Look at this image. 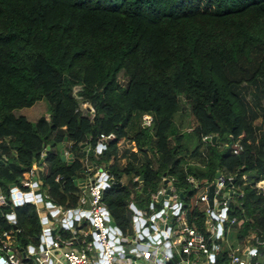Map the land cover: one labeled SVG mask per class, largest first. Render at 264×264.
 <instances>
[{
  "label": "trees",
  "instance_id": "obj_1",
  "mask_svg": "<svg viewBox=\"0 0 264 264\" xmlns=\"http://www.w3.org/2000/svg\"><path fill=\"white\" fill-rule=\"evenodd\" d=\"M252 85L264 88V0H0V190L7 202L0 206V235H11L19 253L38 245L37 206L12 200L27 190L24 174L41 179L51 203L73 208L86 156L113 176L103 201L123 233L130 228L127 201L147 207L170 180L182 194L187 223L205 232V206L194 204L197 188L186 177L201 187L217 182L219 172L232 178L216 199L231 192L226 216L235 218L222 232L234 231L237 241L252 233L264 238V193L257 187L264 180V91L254 108L240 92ZM181 96L191 115L190 151L187 133L174 123ZM39 100L47 116L30 121L14 113ZM83 101L93 115L78 109ZM144 113L152 115L151 127L141 126ZM109 133L114 137L95 151L100 134ZM234 143L242 148L237 154ZM128 151L144 160L121 165ZM123 175L139 180L125 184ZM227 261L226 251L215 254L214 264Z\"/></svg>",
  "mask_w": 264,
  "mask_h": 264
},
{
  "label": "built area",
  "instance_id": "obj_2",
  "mask_svg": "<svg viewBox=\"0 0 264 264\" xmlns=\"http://www.w3.org/2000/svg\"><path fill=\"white\" fill-rule=\"evenodd\" d=\"M78 109L83 114H94V109L88 102H80ZM152 122L151 114H142L140 123L142 127H151ZM113 137V133L100 134L95 151L100 152L104 148L105 141ZM204 138L210 139L211 136ZM241 149L239 143H234L232 152L237 154ZM40 156L43 157L44 153L41 152ZM83 173L85 179L81 181L80 187L84 194L79 198V208H62L60 205H54L52 208L57 210L56 217L60 220L64 219L61 225L64 223L67 228L71 229L72 223L69 224L68 213H72V216L78 215V217L88 213V216H84L90 220V229H72L73 235L64 238L60 235H51V230L56 228L55 226L44 227L40 232L38 250L36 251L33 246L28 245L20 253L14 248L13 237L2 232L0 235V259L2 262L0 264H135V262L137 264H169L170 257L166 253L168 248L171 250L173 264H188L189 261L186 257L193 253L204 255L207 258L206 264H214V260L211 261L210 258L211 256L215 257V254L220 251L227 252L228 261L226 264H264V238H261L257 233H252L231 245L228 243V234L222 232L223 223L231 225L235 223V218L227 219L228 207L225 215L222 214L229 193H226L228 197L223 200L216 199V195L223 186L225 178L230 180L231 176L225 177L219 174L218 183L216 182L214 188L213 198L215 199H213L212 207L208 205L207 191L193 201L194 204H205L207 217L205 232L187 223L182 209V194L170 180L168 187H162L151 195L152 202L148 205L150 213L136 210L130 204L131 209L135 212L134 216H137L138 219L143 218L144 224L139 225V229L136 230L133 220L130 233L129 228L126 233H123L115 224L113 226L110 224L112 219L103 201V190L113 182L112 174L103 165H89ZM186 178L195 188H199L198 183L191 175ZM110 179L112 181H109ZM22 184L27 187V190L19 191L22 194L21 197L14 195L12 198L14 203L26 202L24 194L30 193L31 201L29 202L37 206L42 198L36 178L31 179L30 177L23 180ZM207 188L208 186H205V189ZM167 189L169 193L167 198H164ZM159 194L165 201L161 208L155 211L153 201L158 198ZM239 195L241 196L242 193ZM6 203L5 195L0 190V206L6 205ZM82 206H87V208L81 209ZM8 219L11 224H16L14 210L9 212ZM71 219L73 221V218ZM144 228L148 229L147 234L143 232ZM14 229L17 232L20 231L17 227ZM48 236H51L50 241L47 240ZM174 238L177 239L174 241ZM165 242H169V245L166 246ZM174 248L180 256L178 261L174 260Z\"/></svg>",
  "mask_w": 264,
  "mask_h": 264
},
{
  "label": "crops",
  "instance_id": "obj_3",
  "mask_svg": "<svg viewBox=\"0 0 264 264\" xmlns=\"http://www.w3.org/2000/svg\"><path fill=\"white\" fill-rule=\"evenodd\" d=\"M39 118V117H38ZM37 118V119H38ZM28 119V118H27ZM36 119V120H37ZM35 120V121H36ZM261 121V120H260ZM260 125V124H259ZM9 141V137H6V138H4V140H2L1 142L2 143H7ZM63 152V151H62ZM13 153H15L14 151H13ZM133 152L132 151H128V152H125V154L123 155V157L121 158V160L120 161H122L123 159H127L128 158V161H134V160H138L137 158L136 159H134L133 158V154H132ZM64 154H65V156H69V155H71L67 150L66 151H64ZM127 155H128V157H127ZM137 155V154H136ZM131 157V158H130ZM137 157V156H136ZM67 159V158H66ZM80 159H82V162H83V167L84 168H86L87 166H89V165H93V164H91L92 162L85 156L84 158H80ZM127 162L124 160V163H120V164H122V165H124V164H126ZM136 163V162H135ZM138 163V162H137ZM136 163V164H137ZM33 167H35V164L33 165ZM33 173L34 172H31V173H25L24 174V180H27L28 178H30L31 177V179H34V178H36L35 177V175L33 176ZM44 173H48V171L46 170ZM126 178V179H125ZM129 178V176H127V175H123L122 176V178H121V182L122 183H127V181L129 180L128 179ZM85 179V174H83L82 176H79L78 177V180H77V182L75 183V189H74V191H73V195L77 198V204H76V206L75 207H73V208H79V204H78V201H79V198L81 197V196H83V192H82V189H81V185H80V183H81V181H83ZM36 180H37V178H36ZM38 183L39 182H41V179L40 178H38ZM213 185H214V188H215V185L217 184L216 182H214V183H212ZM170 185V183H167V187ZM211 185V184H210ZM257 187L259 188V189H261L262 191H263V193H264V180L263 181H260V182H258L257 183ZM159 189H160V187H159ZM38 190L40 191V194H41V198H42V200H41V202H39L38 204H37V209H38V214H39V217H40V220H41V229H43L44 227H50V228H52V227H54V225H55V223H59L58 224V227H57V230L55 231V233L53 234V236H56V235H60V237H70V236H72L73 234L71 233V231H72V229H75V230H79V229H83V230H89L90 228H87L86 227V224L88 223V225L90 226V220L87 218V217H85L84 215L83 216H79L77 219H73V221H72V229L71 228H65V227H63L62 225H61V223H60V220H59V218L58 217H52L51 216V212L54 210L52 207L54 206V205H60V206H62V208H66L64 205H62V204H53V203H51V201L49 200V195H48V191H47V189L45 188H43L42 190H41V187H38ZM201 190V191H200ZM207 191V195H208V188L207 189H205V187H199L198 189H197V192H196V194H195V196H194V199L195 198H198L201 194H203V193H205ZM213 191H214V189H213ZM227 192H223L222 194H221V196H222V198L223 199H226L227 197H228V194H226ZM14 195H15V193H14ZM213 197H214V194H213ZM213 199H215V198H213ZM164 201H165V199L162 197L160 200L157 198L156 200H155V202H160L161 204H163L164 203ZM52 205L51 207L49 206V205ZM130 204H132L133 206H134V208H136V210H139V211H147L148 213H150L151 211H149V206H145V207H136L135 205H134V203H133V199H131V200H129V201H127V216H128V218L130 219V226L131 225H133V216L135 215V212L133 211V209H131V207H130ZM204 206H205V204L204 203H202ZM87 208V206H82V208L81 209H86ZM44 219H46V223H42V220H44ZM113 221V220H112ZM62 229H64V231L62 230ZM66 230V231H65ZM132 230V226L129 228V233H130V231ZM64 232V233H63ZM230 232V231H229ZM229 232L227 233L228 235H227V239H228V236H229ZM234 238H235V235H234ZM230 239V238H229ZM229 241V240H228ZM230 242V241H229ZM228 242V243H229ZM39 243H40V236H39V242H38V245H32V244H29V246H33L34 248H35V250L37 251L38 250V247H39ZM237 243V240L235 239H233V242H230L229 244H231V245H234V244H236ZM28 246V245H27ZM174 257H175V255H174ZM186 258H188V261H189V263L188 264H206L207 263V258L204 256V255H202V254H200V253H193V254H191L190 256H188V257H186ZM180 259V256L178 255V253L176 252V257L174 258V260H176V261H178ZM135 264H137L136 262H135Z\"/></svg>",
  "mask_w": 264,
  "mask_h": 264
},
{
  "label": "rangeland",
  "instance_id": "obj_4",
  "mask_svg": "<svg viewBox=\"0 0 264 264\" xmlns=\"http://www.w3.org/2000/svg\"><path fill=\"white\" fill-rule=\"evenodd\" d=\"M118 80L121 84H124L125 81H126V77L124 75H122V73H120L118 75ZM263 91H264V88L263 86L261 85H258L257 87L255 86H242L240 88V92L241 94L245 97V101L248 105H250L251 107H255L254 106V101L256 102L258 97L262 96L263 95ZM180 110L177 114H175L174 116V123L175 125L177 126L178 130L182 133H187L186 136H185V139L184 141L186 142V145H187V148L189 149V151L193 148L194 144H195V140H194V137L193 135L188 132L189 129L191 128L190 127V121H191V115H190V109H189V106L188 104L186 103V101L184 100V97H180ZM260 103H262L261 101H259ZM48 109V106H47V103L45 100H39L37 102H35L31 107H25V108H20V109H16L14 111V113L17 115V116H25L26 118H28V120L30 121H35L39 116L41 115H44L46 114V111ZM260 113V112H258ZM47 116V114H46ZM142 117V116H141ZM138 118V117H136ZM260 120H261V117L258 116L254 121H253V124L254 125H259L260 124ZM138 120L135 121V126L133 128H129L128 131L129 133H133V131L135 130V128H137L138 126ZM126 143H122V145L125 146ZM63 152L66 151L64 150L63 148L61 149ZM137 154V161L136 163L138 162L140 164L141 161L144 160V157L141 153H136ZM189 154V153H188ZM147 155L149 157H152V154L150 151H147ZM128 157V155H127ZM131 158V157H130ZM124 160L126 162H128V158L127 159H123L122 161H120V163H124ZM189 162H197L198 160L195 158V159H188ZM137 163V164H138ZM122 165V164H121ZM126 179V178H125ZM129 180L130 179H133L134 181H138L139 178L136 176H129L128 178ZM129 180L127 181V183L129 182ZM218 183V182H217ZM206 185H203L201 187H205ZM201 191V190H200ZM86 227L87 228H90V226L88 225V223L86 224ZM234 231H230L229 232V236H228V240L230 242H233V239L235 240L234 238ZM230 238V239H229ZM177 238H174L173 240L175 241ZM228 241V242H229ZM229 242V243H230ZM238 242V241H237ZM179 247V246H178ZM173 252H174V255L176 257V248L173 249Z\"/></svg>",
  "mask_w": 264,
  "mask_h": 264
},
{
  "label": "water",
  "instance_id": "obj_5",
  "mask_svg": "<svg viewBox=\"0 0 264 264\" xmlns=\"http://www.w3.org/2000/svg\"><path fill=\"white\" fill-rule=\"evenodd\" d=\"M210 139H211L212 142H214V141L216 140V137L213 136V137H211ZM107 140H108V139H107ZM64 157H66V158L68 159V161H72V155H69L68 157H67V156H64ZM83 172H84V171H83ZM219 174H220V173L217 172L216 175H215V178H218ZM109 181H112V179H110ZM205 185L208 186V205H209V207H212V205H213V194H214L213 189H214V185H213V184L209 185L208 183H206ZM168 193H169V190L167 189V190H166V194H165L163 197H164V198H167ZM231 194H232V193L229 192V197H228L227 200H226V207H224V208L222 209V214H223V215H225L226 208H227V207L229 206V204H230V197H231ZM15 196H16V197H21L22 194H21V192H19V191H15ZM24 197H25V201H26V202L31 201L30 193H26V194H24ZM160 198H161V194L158 195V199H160ZM38 200H40V199H38ZM49 206L51 207L52 205L50 204ZM75 212H76V211H75ZM56 214H57V210H53V211L51 212V216H52V217H56V216H55ZM81 215H82V213H81ZM84 215H85V216H88V213H84ZM67 217L69 218V224H71V223H72V219H71V218H73V219H77V218H78V215L72 216V213H68V214H67ZM59 220H60V218H59ZM133 220H134V225H135L136 230L139 229V225H143V224H144V219H143V218H139V219H138L137 216H134V217H133ZM171 220H173V219H171ZM62 221H64V219H61V220H60V223H62ZM42 223H46V219L42 220ZM58 224H59V223H55L54 226H55L56 228H53V229L51 230V235L55 233ZM110 224L113 226V225H114V222H113V221H110ZM62 226L65 227V228H67V226H66L64 223L62 224ZM14 228H16V226H14ZM143 232H144L145 234H147V233H148V229H147V228H144ZM47 240L50 241V240H51V236H48V237H47ZM165 245L168 246V245H169V242H165ZM166 253H167V254L169 255V257H170V259H169V264H173V259L171 258V255H172V254H171V250H170L169 248L166 250ZM133 258H134V257H133ZM210 260L213 261V260H214V257L211 256ZM0 262H2V259H0Z\"/></svg>",
  "mask_w": 264,
  "mask_h": 264
}]
</instances>
